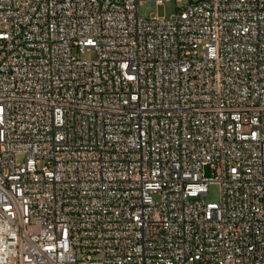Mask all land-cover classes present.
<instances>
[{
  "label": "built area",
  "instance_id": "built-area-1",
  "mask_svg": "<svg viewBox=\"0 0 264 264\" xmlns=\"http://www.w3.org/2000/svg\"><path fill=\"white\" fill-rule=\"evenodd\" d=\"M144 1L0 0V264H264V0Z\"/></svg>",
  "mask_w": 264,
  "mask_h": 264
},
{
  "label": "rangeland",
  "instance_id": "rangeland-1",
  "mask_svg": "<svg viewBox=\"0 0 264 264\" xmlns=\"http://www.w3.org/2000/svg\"><path fill=\"white\" fill-rule=\"evenodd\" d=\"M184 3H177L175 0H169L162 3V5H157L154 1H144L138 7V15L143 19H148L152 16L164 17V19H169L177 12V8L181 7ZM79 58L83 61H94L96 59V53L94 50L85 51L84 54L80 55ZM26 155L18 154L15 157L17 165H22ZM206 177H211L210 169L206 168ZM156 200V196H154ZM204 202L207 204H217L219 203V187L217 184H211L208 187V192L204 196Z\"/></svg>",
  "mask_w": 264,
  "mask_h": 264
}]
</instances>
